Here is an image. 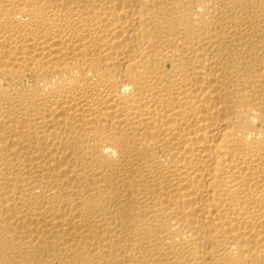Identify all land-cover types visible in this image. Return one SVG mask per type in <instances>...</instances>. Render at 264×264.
<instances>
[{
  "label": "bare ground",
  "instance_id": "obj_1",
  "mask_svg": "<svg viewBox=\"0 0 264 264\" xmlns=\"http://www.w3.org/2000/svg\"><path fill=\"white\" fill-rule=\"evenodd\" d=\"M0 264H264V0H0Z\"/></svg>",
  "mask_w": 264,
  "mask_h": 264
}]
</instances>
